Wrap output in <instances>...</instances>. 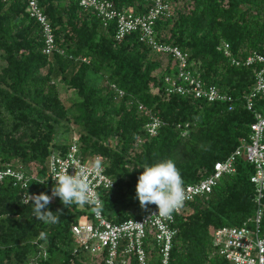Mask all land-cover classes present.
I'll use <instances>...</instances> for the list:
<instances>
[{
    "label": "trees",
    "instance_id": "trees-1",
    "mask_svg": "<svg viewBox=\"0 0 264 264\" xmlns=\"http://www.w3.org/2000/svg\"><path fill=\"white\" fill-rule=\"evenodd\" d=\"M110 1L135 14L147 12L152 2ZM38 2L52 26L56 50L51 54L43 51L40 25L27 13L26 1L0 0V171L23 175L0 179V264H103V257L72 233L73 225L90 219L89 207L65 206L52 195L49 155L64 153L77 136L83 158H103L113 184L98 194L103 215L114 224L157 207L141 206L136 197L145 163L173 159L183 187L205 179L215 162L248 137L255 112L264 108L261 96L252 111L245 107L260 64L232 62L253 52L264 55V0H175L174 13L155 23V39L186 52L189 71L229 102L168 93L166 78L177 73L175 59L156 53L136 31L117 40L115 23L105 25L79 0ZM59 84L75 95L68 106ZM140 105L161 121L153 136ZM235 167L175 214L168 264H230L213 245V232L223 226L255 228L258 208L264 239V195L258 204L250 182L253 165L238 158ZM42 192L58 217L54 224L33 215L32 197ZM144 248L147 264H160L152 233ZM124 259L137 264L134 254Z\"/></svg>",
    "mask_w": 264,
    "mask_h": 264
},
{
    "label": "built area",
    "instance_id": "built-area-1",
    "mask_svg": "<svg viewBox=\"0 0 264 264\" xmlns=\"http://www.w3.org/2000/svg\"><path fill=\"white\" fill-rule=\"evenodd\" d=\"M26 11L40 25L44 38L43 51L51 54L56 50L55 38L52 26L40 8L38 0H25ZM175 0H152L150 8L143 14H135L131 8L118 9L110 0H79V5L85 10H91L106 25L114 22L116 26L115 38L121 40L130 32L136 31L141 40H145L156 53L171 56L176 61L177 73L175 77H167V92H177L207 102H229L231 98L220 92L215 86H204L188 69V54L178 47L158 42L154 36V26L161 17H169L175 11ZM229 45H223L224 54L230 56ZM239 66L260 64L255 75V83L250 94L245 97V107L252 111L257 96L264 98V55L253 52L241 60L232 59ZM122 94V92H120ZM146 111L143 106H139ZM146 113L150 121L145 125L146 131L153 136L161 125L158 117L150 112ZM264 108L255 112V120L250 125V133L243 139L237 148L222 161L213 165L212 173L205 179L184 186L185 199L183 204L208 194L217 184L220 178L236 172L235 161L238 158L246 160L253 165L254 172L250 176V182L256 189V201L264 195ZM72 164V165H71ZM67 172L75 174L77 169L83 167L89 170V185L97 201L95 205H87L90 209V219L81 221L72 226V233L78 243L84 246L90 245V250L96 255L103 257V264H126L125 257L135 255L137 264H147V255L144 241L149 233H152L160 251V264H168L173 237L176 234L174 227L175 214L170 217L158 214V207L148 211L139 219H126L118 224L111 223L101 211V199L98 189L109 188L113 181L105 173L103 158L100 155L83 158L79 152L78 138L73 136L64 153L52 151L48 158V171L52 178L56 171L68 166ZM76 166V167H75ZM14 174L18 180L23 178L20 173L11 170L0 171V179L7 174ZM182 204V205H183ZM261 217L260 208L255 217V228L248 226L231 227L223 226L213 232V245L219 254L224 256L230 264H264V239L260 236L258 223ZM121 246V247H120ZM122 253V254H120ZM122 255V256H121ZM30 264H38L36 262Z\"/></svg>",
    "mask_w": 264,
    "mask_h": 264
},
{
    "label": "clouds",
    "instance_id": "clouds-1",
    "mask_svg": "<svg viewBox=\"0 0 264 264\" xmlns=\"http://www.w3.org/2000/svg\"><path fill=\"white\" fill-rule=\"evenodd\" d=\"M68 167L69 165L51 175L55 180L52 195L58 196L65 206L76 204L83 207L97 204L89 185V170L83 167L77 169L75 166V174H69ZM140 167L143 171L139 174L136 183V197L140 205L146 207L155 204L159 215L170 217L182 206L185 199L183 178L175 161L165 158L145 163ZM32 199L34 203L30 205L36 219L48 224L57 222L58 217L54 215L55 212L48 209L50 196L47 193L34 195Z\"/></svg>",
    "mask_w": 264,
    "mask_h": 264
},
{
    "label": "rangeland",
    "instance_id": "rangeland-1",
    "mask_svg": "<svg viewBox=\"0 0 264 264\" xmlns=\"http://www.w3.org/2000/svg\"><path fill=\"white\" fill-rule=\"evenodd\" d=\"M59 93H60V98L63 101L65 105H70V103L75 99V95L73 94L72 91L68 90L66 86L63 84L58 85ZM81 221H85V219H81Z\"/></svg>",
    "mask_w": 264,
    "mask_h": 264
}]
</instances>
